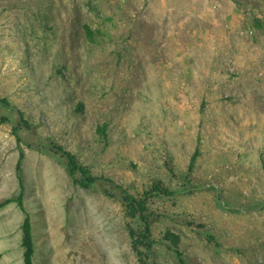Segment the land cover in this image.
<instances>
[{
    "label": "rangeland",
    "instance_id": "374dc122",
    "mask_svg": "<svg viewBox=\"0 0 264 264\" xmlns=\"http://www.w3.org/2000/svg\"><path fill=\"white\" fill-rule=\"evenodd\" d=\"M0 97V264H22L25 212L33 264H140L111 183L74 185L47 139L134 195L174 191L149 201L150 261L181 264L171 231L185 264H264V0H0ZM20 153L24 210L1 204Z\"/></svg>",
    "mask_w": 264,
    "mask_h": 264
},
{
    "label": "trees",
    "instance_id": "16d2710c",
    "mask_svg": "<svg viewBox=\"0 0 264 264\" xmlns=\"http://www.w3.org/2000/svg\"><path fill=\"white\" fill-rule=\"evenodd\" d=\"M83 40L85 41L88 47L95 46L100 37L103 34V31L99 28H93L91 25L83 24ZM59 71V69H58ZM0 102L5 105L8 104V101L4 97H0ZM79 106H81L79 104ZM79 106H75V109H79ZM26 128H30L29 123L26 119L22 118ZM20 126V124H19ZM14 130H17L16 126L13 127ZM107 124L99 123L96 126V132L98 135H102L103 137H107L106 134ZM34 148L40 152L48 153L52 156H57L61 158L65 162V169L71 178L74 185H77L81 188L88 189L94 184L97 183H111L109 189H113L116 191V194L113 192H108L109 196H117L120 203L123 205L124 213L126 217H128L132 223H128L126 225L128 236L131 242V248L135 252L138 261L140 264H159L154 261L149 260V256L146 250L152 249V228L151 224L158 219V216L151 210L149 201L154 196H170L173 195L174 191L170 190L167 186L163 185L161 180L154 181L146 190L142 192V194L134 195L130 193L125 187L122 185H114L112 181L105 179L104 177H100L95 175L88 165L83 164L78 156L71 152L70 150L65 149L62 145L54 142L51 139H47L42 143H36ZM199 154L198 149H195L193 154L191 155L190 162L188 164L187 171L191 172L194 168V164L196 158ZM23 153H20L19 159L17 161V170H18V179L20 192L16 197H11L5 199L1 204L5 205L10 202H15L20 209L24 210L23 207V180L20 174L21 172V161L23 159ZM103 180V182H101ZM21 240L20 245L22 247V264H33V255H34V240H33V231H32V223L29 214L25 212L24 219L21 223ZM164 239L170 242V246L173 247L177 257L181 264H185L182 254L179 251V241L180 237L171 232L166 231L164 234Z\"/></svg>",
    "mask_w": 264,
    "mask_h": 264
}]
</instances>
